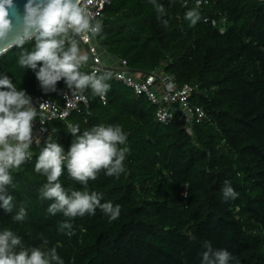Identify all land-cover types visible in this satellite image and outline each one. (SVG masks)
<instances>
[{
    "label": "trees",
    "instance_id": "obj_1",
    "mask_svg": "<svg viewBox=\"0 0 264 264\" xmlns=\"http://www.w3.org/2000/svg\"><path fill=\"white\" fill-rule=\"evenodd\" d=\"M195 1L158 0L165 6V26L149 0H110L94 43L100 57H108L106 65L126 60L133 73L161 70L178 85L197 84L191 100L207 119L192 134L183 121L160 123L144 95L99 71L111 76L106 104L88 90V107L67 121H53L52 135L67 152L73 140L69 124H78L81 132L100 123L122 126L130 149L126 171L119 178L101 172L89 182L91 190L104 194L102 202L120 205L119 218L109 221L97 209L94 216L72 221L74 236L58 231L66 218L47 214L54 201L40 199L46 178L34 172L46 138L32 144L33 159L13 171L14 208H0V231L11 229L25 246H40L44 238L49 247L60 244L64 264H201L206 241L227 249L235 258L230 264H264V0H206L200 6ZM189 9L201 16L195 26L184 19ZM19 50L0 56V77L6 75L31 98L61 103L63 80L55 92L45 93L35 71L16 63ZM226 180L239 194L227 202L221 192ZM60 182L83 187L66 170ZM22 203L28 216L16 223Z\"/></svg>",
    "mask_w": 264,
    "mask_h": 264
},
{
    "label": "clouds",
    "instance_id": "obj_2",
    "mask_svg": "<svg viewBox=\"0 0 264 264\" xmlns=\"http://www.w3.org/2000/svg\"><path fill=\"white\" fill-rule=\"evenodd\" d=\"M87 0H27L22 18V31L0 54L13 47L20 49L16 63L20 68L35 71L40 87L45 93L55 92L58 82H64L72 95H82L88 90L93 96L106 100L111 85V76L97 71L84 72L81 69L89 63V55L82 43L91 44L101 37L104 25L86 6ZM157 19L165 26V6L158 0H149ZM13 0H0V43L7 41L13 31ZM184 19L195 26L201 16L196 9H189ZM31 49L25 47L33 42ZM38 63H42L39 67ZM0 208L12 212L14 197L9 186L15 188L13 171L33 159L32 122L39 117L46 118L48 103H41L39 110L33 106L25 90L18 89L5 75L0 77ZM55 132V129H53ZM67 132L73 137L70 148L64 147L49 135L40 148L34 164V172L46 178L39 190L42 200L54 201L46 211L49 216L62 214L66 219L58 225V231L68 237L76 234L72 221L85 215L94 216L99 209L109 221H115L121 213L120 205L104 201V194L89 188L90 181H96L101 172L107 177L119 178L126 171L125 161L130 152L127 134L119 124H96L81 132L78 124L67 125ZM40 141L37 139L36 144ZM67 177L82 185V189L65 188L60 178ZM222 199L235 200L238 192L230 181L221 189ZM185 197L187 192L183 193ZM28 216L22 203L13 221L23 223ZM83 230V229H81ZM60 244L49 247L44 238L40 246H25L20 236L11 229L0 231V264H64L58 254ZM201 264H230L235 258L223 248H214L211 242L204 243ZM238 264V262H237Z\"/></svg>",
    "mask_w": 264,
    "mask_h": 264
},
{
    "label": "built area",
    "instance_id": "obj_3",
    "mask_svg": "<svg viewBox=\"0 0 264 264\" xmlns=\"http://www.w3.org/2000/svg\"><path fill=\"white\" fill-rule=\"evenodd\" d=\"M196 5L200 6L207 1L196 0ZM110 0H87L86 6L93 12L97 19L102 21L103 12ZM207 20V19H205ZM215 24V20H212ZM221 32L223 28H220ZM89 55V63L86 66L91 71H101L112 73L113 77L132 89L137 95H144L147 100L156 108V120L160 123H168L173 120L184 122V128L188 134L193 133L194 125L201 123L207 119V114L203 107L193 103L191 100L198 91L197 84L178 85L174 77L161 70H155L151 73H133L128 69L126 60H120L119 64L113 68L104 64L101 60L97 45L94 41L91 44H84ZM99 98V97H98ZM33 106L39 110L41 103H48L46 109V118L41 123L39 117L32 122L33 144L38 139L40 142L46 139L50 134H54L53 121H67L73 112H80L82 108L89 105L88 97L85 93L82 95H72L71 90L65 89L62 93L61 103L51 98L39 95L31 98ZM102 104H106V100H101Z\"/></svg>",
    "mask_w": 264,
    "mask_h": 264
},
{
    "label": "water",
    "instance_id": "obj_4",
    "mask_svg": "<svg viewBox=\"0 0 264 264\" xmlns=\"http://www.w3.org/2000/svg\"><path fill=\"white\" fill-rule=\"evenodd\" d=\"M15 5V11L13 15H10V18L13 20V31L9 34L7 41L0 43V48L6 47L8 43H11L12 40L22 31V18L25 14L24 6L27 3V0H13ZM82 47L86 50V47L82 45ZM4 54V53H3ZM2 54H0L1 56Z\"/></svg>",
    "mask_w": 264,
    "mask_h": 264
},
{
    "label": "rangeland",
    "instance_id": "obj_5",
    "mask_svg": "<svg viewBox=\"0 0 264 264\" xmlns=\"http://www.w3.org/2000/svg\"><path fill=\"white\" fill-rule=\"evenodd\" d=\"M107 59H108V57L106 56H104L103 54H101V60H102V62L104 63V64H109L108 63V61H107ZM109 66V65H108ZM110 66H112V65H110ZM116 66H117V64H116ZM113 68H115V66H112Z\"/></svg>",
    "mask_w": 264,
    "mask_h": 264
}]
</instances>
